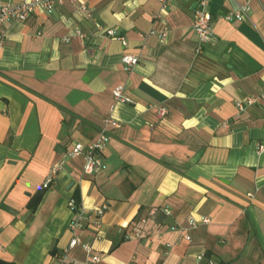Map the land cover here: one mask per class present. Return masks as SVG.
Here are the masks:
<instances>
[{"label": "crops", "instance_id": "0c3cea01", "mask_svg": "<svg viewBox=\"0 0 264 264\" xmlns=\"http://www.w3.org/2000/svg\"><path fill=\"white\" fill-rule=\"evenodd\" d=\"M83 1L92 18L65 2L4 26L0 261L50 264L69 245L77 195L89 212L109 209L101 231L83 233L92 251L75 248L71 264L95 255L99 264H264V0H249L247 19L234 22L225 17L245 0H211L214 36L201 54L198 0L172 4L166 42L141 37L163 28L158 0ZM125 55L139 64L128 69ZM119 86L126 103L114 99ZM110 114L120 126L108 128L100 171L85 175L83 157L69 159L44 189L51 168L95 141Z\"/></svg>", "mask_w": 264, "mask_h": 264}, {"label": "built area", "instance_id": "2783aa9c", "mask_svg": "<svg viewBox=\"0 0 264 264\" xmlns=\"http://www.w3.org/2000/svg\"><path fill=\"white\" fill-rule=\"evenodd\" d=\"M176 0H158L160 4L159 12L154 16L155 20L162 24L163 28L160 31L152 30L147 35H142L143 39H147L150 36H157L162 42H166L169 35V27L167 24V14L172 4ZM65 2H69L77 8V11L82 12L87 18H92V12L89 6L83 0H23L22 3L15 4L13 2L6 3L0 0V48H2L6 42V31L4 29L5 24L13 20L19 23H25L32 15L36 13H52L56 10L59 5ZM211 0H198L197 8L194 11V24L193 29L198 39V46L196 49L197 54H201L206 45L212 42L214 36L213 29V15L209 11V5ZM250 10V1L240 5L236 12H231L226 15L225 19L230 22L244 21L247 19V14ZM82 36V33H77ZM108 36L113 39H117L122 42L123 46L126 47L128 42L123 37L116 36L115 31L110 29L107 31ZM140 59L134 55H125L123 62L126 64L128 69L133 68L139 64ZM114 99L117 103H126L129 100L124 95V88L119 86L113 91ZM258 102V99L252 98L247 101L248 105H252ZM240 111H243L244 105H237ZM104 127L101 129L97 139L91 143H76L72 149L66 152L63 159L53 166L47 175L44 183V189H50L53 187L61 172L63 171L66 162L69 159L76 157H83L84 163V174L88 176L96 175L102 168V154L106 150L110 136L108 128H118L120 125L118 121L113 117L112 114L108 115L103 119ZM264 150L262 146L260 148ZM69 207L74 213V217L69 223L68 231L70 234L69 245L61 252H56L52 256L50 264H71L70 253L75 248L81 246L87 252L92 251V245L89 242L83 240V233L86 227H93L97 231H101L103 226V219L109 209L108 205H103L93 211H87L82 204L77 205L75 199L69 201ZM211 220L204 218L200 222L192 221V228L196 229L200 224H209ZM135 236L140 237L139 234ZM181 236L186 241L191 242L192 237L185 231H181ZM100 237V232L97 234V238ZM171 245H168L170 247ZM204 255H199L198 260L203 261ZM101 262V256L95 255L91 258L90 263L87 264H99ZM212 264V263H211Z\"/></svg>", "mask_w": 264, "mask_h": 264}, {"label": "trees", "instance_id": "16d2710c", "mask_svg": "<svg viewBox=\"0 0 264 264\" xmlns=\"http://www.w3.org/2000/svg\"><path fill=\"white\" fill-rule=\"evenodd\" d=\"M42 197H43V193H39L34 198V201L32 202V205H31L32 206L31 208H32L33 212L36 210L37 206L40 204V201H41ZM74 199H75L77 205L80 206L81 205V201H80L79 196L76 195ZM0 264H6V263L0 261Z\"/></svg>", "mask_w": 264, "mask_h": 264}]
</instances>
